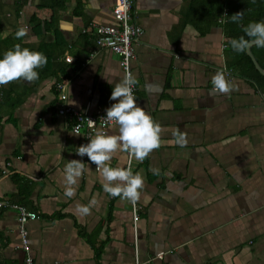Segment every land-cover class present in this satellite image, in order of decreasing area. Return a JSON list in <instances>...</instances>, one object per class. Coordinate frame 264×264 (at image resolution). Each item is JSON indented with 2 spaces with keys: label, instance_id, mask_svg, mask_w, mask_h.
I'll use <instances>...</instances> for the list:
<instances>
[{
  "label": "crops",
  "instance_id": "crops-1",
  "mask_svg": "<svg viewBox=\"0 0 264 264\" xmlns=\"http://www.w3.org/2000/svg\"><path fill=\"white\" fill-rule=\"evenodd\" d=\"M215 1L130 0L141 30L129 68L134 96L164 129L159 149L132 160L144 178L133 222L129 202L107 194L99 170L76 153L97 129L85 140L55 112L57 82L78 110L106 114L117 102V55L93 43L95 25H116L114 0H0V58L17 44L47 57L35 81L0 86V202L37 215L24 224L26 253L15 211L0 206V264L25 254L34 264H264V84L227 65L222 28L208 16ZM217 71L230 94L213 92ZM104 130L118 134L114 124ZM73 159L85 167L67 198ZM124 161L118 151L110 165ZM92 201L89 215L78 214Z\"/></svg>",
  "mask_w": 264,
  "mask_h": 264
},
{
  "label": "clouds",
  "instance_id": "clouds-1",
  "mask_svg": "<svg viewBox=\"0 0 264 264\" xmlns=\"http://www.w3.org/2000/svg\"><path fill=\"white\" fill-rule=\"evenodd\" d=\"M242 18L243 12H237L230 16L234 23H238ZM242 30L248 38H251V43L257 47H264V21L249 22ZM25 35V28H20L16 32L17 39ZM228 44L233 51L242 53L249 47L250 40L245 36L229 38ZM46 64L47 57L43 53L22 48L17 44L7 50L3 58H0V86L17 80L35 81L39 76L36 69L42 68ZM108 83L112 82L108 81ZM137 83L138 80L130 71L126 72L119 82L114 83L110 100L117 102L105 110L104 118L118 127V134H110L104 130L102 124L95 131L94 136L89 138V142L79 146L76 151L80 157L86 155L88 160L99 170L102 186L107 194L112 197H122L132 203L137 202L140 198L144 178L139 173L134 174L131 166L127 168L112 167L110 162L118 151L128 153L137 161L145 160L151 152L160 148L161 134L164 131L163 127L154 121L143 107L138 106L133 94L134 86ZM211 83L213 92L228 95L233 91V85L226 78L224 71H217L212 76ZM172 134L177 145L181 147L186 145L185 133L179 129H173ZM84 167L85 164L76 159L68 161L64 166L65 197L75 196V186L78 185ZM94 204L95 201L89 205L78 204L76 211L81 216L89 215Z\"/></svg>",
  "mask_w": 264,
  "mask_h": 264
},
{
  "label": "built area",
  "instance_id": "built-area-1",
  "mask_svg": "<svg viewBox=\"0 0 264 264\" xmlns=\"http://www.w3.org/2000/svg\"><path fill=\"white\" fill-rule=\"evenodd\" d=\"M111 14L116 20V25L98 24L94 26V47L96 49H109L112 53L117 55L118 65L123 73L130 71V62L134 57L133 41L140 34L141 30L138 24L135 23L133 14L131 12L130 0H114L111 7ZM225 15V12H222ZM221 18H218L220 21ZM93 53H89L91 56ZM65 61H69V57H64ZM56 90L57 102L55 104V112L57 115L65 117L70 121V129L73 133H78L83 130V138L87 140L90 135L101 127L113 124L107 121L106 114L103 113H89L86 110H78L76 108L67 106L63 103L65 94L63 92V84L57 82L54 85ZM135 86L133 89V94ZM94 121V122H93ZM133 158L125 153L124 168L132 167ZM127 200V199H126ZM130 205L131 218L135 222L138 218V204L127 200ZM0 206L9 207L15 211L17 232L19 236V246L27 253V233L24 227L26 221L34 220L37 215L33 211H29L25 206L18 203L0 202ZM18 264H34L32 258L25 254Z\"/></svg>",
  "mask_w": 264,
  "mask_h": 264
},
{
  "label": "trees",
  "instance_id": "trees-1",
  "mask_svg": "<svg viewBox=\"0 0 264 264\" xmlns=\"http://www.w3.org/2000/svg\"><path fill=\"white\" fill-rule=\"evenodd\" d=\"M223 11L227 16L222 15ZM237 12H243V18L238 23H234L231 21L230 16ZM208 16L214 22L219 23L222 28L224 42L227 47L225 53L226 57H229V64L227 63V65L234 68L238 74L252 79L258 85H263L264 75L260 74L254 68L245 51L242 53L233 51L228 44V39L245 36L246 39L251 40V38L245 35L242 29L249 22L264 21V0H216L214 12ZM218 18H221V20L218 21ZM249 50L257 65L260 68H264V47H257L255 44H252Z\"/></svg>",
  "mask_w": 264,
  "mask_h": 264
},
{
  "label": "water",
  "instance_id": "water-1",
  "mask_svg": "<svg viewBox=\"0 0 264 264\" xmlns=\"http://www.w3.org/2000/svg\"><path fill=\"white\" fill-rule=\"evenodd\" d=\"M254 44V43H251V40H250V44H249V47ZM249 47L246 49L245 53L246 55L250 58L254 68L262 75H264V68H260L257 63L255 62L254 58L252 57L251 53H250V50H249Z\"/></svg>",
  "mask_w": 264,
  "mask_h": 264
}]
</instances>
